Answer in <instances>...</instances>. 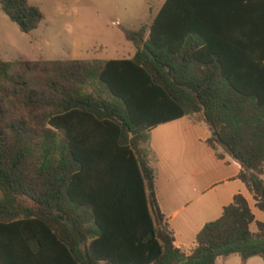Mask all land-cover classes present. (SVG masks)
Here are the masks:
<instances>
[{
    "label": "trees",
    "instance_id": "1",
    "mask_svg": "<svg viewBox=\"0 0 264 264\" xmlns=\"http://www.w3.org/2000/svg\"><path fill=\"white\" fill-rule=\"evenodd\" d=\"M0 5L23 34L44 21L31 0ZM126 39L124 60L0 61V264L264 260L241 194L177 249L148 149L161 125L204 123L264 215V0H166Z\"/></svg>",
    "mask_w": 264,
    "mask_h": 264
},
{
    "label": "crops",
    "instance_id": "2",
    "mask_svg": "<svg viewBox=\"0 0 264 264\" xmlns=\"http://www.w3.org/2000/svg\"><path fill=\"white\" fill-rule=\"evenodd\" d=\"M147 6L153 12L154 8ZM211 136L204 123L191 117L161 125L150 134L149 160L156 171L158 204L175 247L186 255L196 247L205 225L220 219L236 195H243L250 205L249 191L238 179L241 165L222 147L218 153L223 159H218L207 145ZM257 258L243 261L231 256L217 264H264Z\"/></svg>",
    "mask_w": 264,
    "mask_h": 264
},
{
    "label": "rangeland",
    "instance_id": "3",
    "mask_svg": "<svg viewBox=\"0 0 264 264\" xmlns=\"http://www.w3.org/2000/svg\"><path fill=\"white\" fill-rule=\"evenodd\" d=\"M165 1L31 0V4L42 11L44 21L30 35L23 34L0 9V61L132 58L136 46L126 39V33L149 28ZM148 4L154 8L153 12H149ZM248 197L257 220L262 221L263 213L256 208L250 193ZM252 230L257 231L256 224Z\"/></svg>",
    "mask_w": 264,
    "mask_h": 264
}]
</instances>
